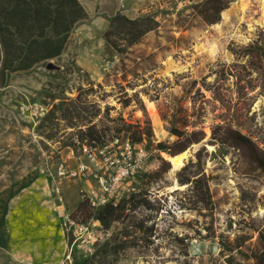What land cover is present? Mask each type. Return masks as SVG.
Here are the masks:
<instances>
[{
    "label": "rangeland",
    "instance_id": "374dc122",
    "mask_svg": "<svg viewBox=\"0 0 264 264\" xmlns=\"http://www.w3.org/2000/svg\"><path fill=\"white\" fill-rule=\"evenodd\" d=\"M78 1L86 16L59 55L0 85V264H73L101 253L110 235L117 251L107 264H264V72L255 69L264 68V0H233L210 25L195 14L202 0ZM119 14L153 19L131 46L113 36L123 54L103 37ZM214 86L225 103L212 98ZM76 96L75 108L58 106ZM117 115L131 133L110 135ZM86 121L106 132L99 141L127 139L149 153L135 195L118 198L120 217L108 229L86 204L77 207L93 176L55 175L60 162L90 165L71 146V126ZM138 127L148 135L140 139ZM173 128L204 132L178 170L162 154L169 151L157 152L161 141L172 151L187 145Z\"/></svg>",
    "mask_w": 264,
    "mask_h": 264
},
{
    "label": "trees",
    "instance_id": "16d2710c",
    "mask_svg": "<svg viewBox=\"0 0 264 264\" xmlns=\"http://www.w3.org/2000/svg\"><path fill=\"white\" fill-rule=\"evenodd\" d=\"M233 0H202L194 5L196 16L205 24L210 25L219 21L220 14ZM85 11L78 0H0V85L4 83L6 76L15 71L26 70L36 64L53 58L59 55L63 49L69 32L72 30L75 23L85 18ZM153 21L150 17H143L140 19H131L125 15H116L109 20L108 29L105 30L103 37L117 53L123 54L125 49L122 45L131 46L137 43L144 34L153 28L146 23ZM117 34H123L124 44L119 43L113 38ZM256 66L255 69L261 74L264 68ZM239 79V76H236ZM134 82L128 81L127 86H134ZM125 90L124 86H119ZM212 98L221 104L225 103L224 95L221 88L214 86L211 90ZM240 91H238V94ZM244 95H246L244 93ZM123 104L126 106L129 101L128 94L124 91ZM80 103L78 96L75 99H65L60 101L59 107L63 105H70L75 108L76 104ZM71 107H66L64 110L68 111ZM72 110V108H71ZM71 113V112H69ZM109 116V114H107ZM113 123L109 129L110 135H118L121 132H130L135 128L132 123H128L121 115H117L108 119ZM219 123H217L218 125ZM98 124L92 121H86L82 124L72 125L76 129L75 138L71 143L74 149L80 145L86 144L91 146H102L107 142L99 141L100 137H104L106 132L97 129ZM229 129V128H228ZM136 133L141 139L143 135H148L143 128H136ZM213 131V130H212ZM230 131L242 137L238 130ZM171 132L176 134L179 138L184 135L187 140V145L175 151L171 150L172 145L164 142L157 143V152L169 151L171 156H175L185 150L191 144L201 140L204 132L199 129H193L189 132L171 129ZM131 133V132H130ZM98 140V143L95 141ZM157 157L167 163L159 154ZM141 172L137 174L140 175ZM137 180V179H135ZM134 180V181H135ZM134 181L132 184L133 190L128 192V199L132 198L135 190ZM188 181H180L181 184ZM197 180H195V183ZM140 190L138 193H140ZM142 192L141 194H146ZM118 199L109 200L104 205L99 207L96 211L90 210V206L86 199L82 198L77 207L86 204L87 208L93 213L95 220H98L103 228L108 229L110 224L119 219L118 210L121 201ZM124 202V200H122ZM144 202L147 203L146 197ZM115 236H108L103 242L105 249L100 253V250L94 251L82 261L74 259L73 264H107L104 260L106 254L115 255L117 249L113 241ZM122 240L119 243H125ZM262 251L260 252L259 260H264V236H261ZM110 245V248H107ZM114 245V247L112 246Z\"/></svg>",
    "mask_w": 264,
    "mask_h": 264
},
{
    "label": "built area",
    "instance_id": "2783aa9c",
    "mask_svg": "<svg viewBox=\"0 0 264 264\" xmlns=\"http://www.w3.org/2000/svg\"><path fill=\"white\" fill-rule=\"evenodd\" d=\"M78 150L86 156L90 165L80 161L75 168L67 169L64 162H60L55 175L59 180L92 175L95 184L91 185L90 182L87 189L81 190V194L93 211L133 190L131 182L144 169L149 156L141 145L132 144L127 139L122 143L114 139L102 146L82 144Z\"/></svg>",
    "mask_w": 264,
    "mask_h": 264
},
{
    "label": "bare ground",
    "instance_id": "6f19581e",
    "mask_svg": "<svg viewBox=\"0 0 264 264\" xmlns=\"http://www.w3.org/2000/svg\"><path fill=\"white\" fill-rule=\"evenodd\" d=\"M162 154L170 162L171 168L173 170H178L182 167L184 160L186 159L189 153L187 152V150H184L183 152L175 156L166 155L165 153Z\"/></svg>",
    "mask_w": 264,
    "mask_h": 264
},
{
    "label": "water",
    "instance_id": "95a60500",
    "mask_svg": "<svg viewBox=\"0 0 264 264\" xmlns=\"http://www.w3.org/2000/svg\"><path fill=\"white\" fill-rule=\"evenodd\" d=\"M130 1H131V0H125L124 3H123V6H124V7H127ZM55 67H56V66H55L54 64H52L51 62H48V63L46 64V68H47V69H54Z\"/></svg>",
    "mask_w": 264,
    "mask_h": 264
},
{
    "label": "crops",
    "instance_id": "0c3cea01",
    "mask_svg": "<svg viewBox=\"0 0 264 264\" xmlns=\"http://www.w3.org/2000/svg\"><path fill=\"white\" fill-rule=\"evenodd\" d=\"M85 185H86V186H84V187L82 186V188L87 189V187L90 185V182H86ZM77 203H78V202H77Z\"/></svg>",
    "mask_w": 264,
    "mask_h": 264
}]
</instances>
